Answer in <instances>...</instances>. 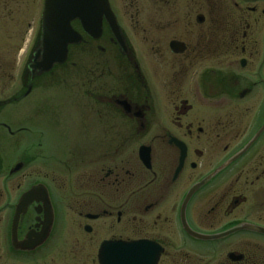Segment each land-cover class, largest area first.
I'll return each instance as SVG.
<instances>
[{
  "label": "flooded vegetation",
  "instance_id": "af4514ba",
  "mask_svg": "<svg viewBox=\"0 0 264 264\" xmlns=\"http://www.w3.org/2000/svg\"><path fill=\"white\" fill-rule=\"evenodd\" d=\"M107 3L47 72L7 38L0 264H264V0Z\"/></svg>",
  "mask_w": 264,
  "mask_h": 264
},
{
  "label": "water",
  "instance_id": "95a60500",
  "mask_svg": "<svg viewBox=\"0 0 264 264\" xmlns=\"http://www.w3.org/2000/svg\"><path fill=\"white\" fill-rule=\"evenodd\" d=\"M102 16L106 17L111 32L121 45L119 30L109 10L107 0H43L40 16L41 58L35 68L41 72H47L53 65L63 64L66 61L68 47L82 41L81 35L72 27V23L75 21L79 22L85 35L97 38L101 31ZM141 151L142 149H140V153ZM36 189L39 187H33L24 196L31 197ZM191 234L193 237L205 238L194 233ZM141 243L128 244V254H141L139 249L144 244ZM156 260L155 252L151 259L144 258L145 263L148 264H155ZM136 261L137 259L134 260V262ZM128 263L131 264L133 261L129 259Z\"/></svg>",
  "mask_w": 264,
  "mask_h": 264
},
{
  "label": "rangeland",
  "instance_id": "374dc122",
  "mask_svg": "<svg viewBox=\"0 0 264 264\" xmlns=\"http://www.w3.org/2000/svg\"><path fill=\"white\" fill-rule=\"evenodd\" d=\"M42 1L43 0H0V3H8L7 10H9L11 14L10 16L1 17L3 12L0 7V58L1 60L3 59V52L4 50H7L8 47L7 43H11V40H8L7 38L12 35V32L15 33L16 39L15 42H13L15 48L12 49V51L17 70L19 68L21 69L25 55V53H22V51L19 50L24 49L23 45L24 42L29 39V33H31V37H33L38 29V19L42 9ZM209 7L211 12L218 13L216 5L209 3ZM4 14H6L5 11ZM24 30H28L25 37L23 33ZM50 141H54V139ZM78 142L84 146L87 144L86 142H88V140L80 137ZM50 149L52 148L50 147ZM53 157L54 156L51 158ZM47 172L53 175L65 173L61 168L59 171L58 167L54 166H49Z\"/></svg>",
  "mask_w": 264,
  "mask_h": 264
}]
</instances>
